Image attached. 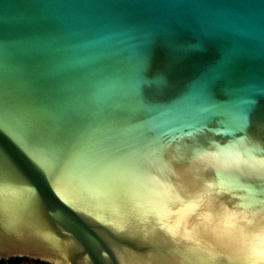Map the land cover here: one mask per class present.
I'll return each instance as SVG.
<instances>
[{"label": "water", "instance_id": "obj_1", "mask_svg": "<svg viewBox=\"0 0 264 264\" xmlns=\"http://www.w3.org/2000/svg\"><path fill=\"white\" fill-rule=\"evenodd\" d=\"M0 153V260L261 264L264 0H0Z\"/></svg>", "mask_w": 264, "mask_h": 264}, {"label": "snow or ice", "instance_id": "obj_2", "mask_svg": "<svg viewBox=\"0 0 264 264\" xmlns=\"http://www.w3.org/2000/svg\"><path fill=\"white\" fill-rule=\"evenodd\" d=\"M3 158H5L4 154H3V153H0V159H3ZM29 159L32 161L33 165H34L38 170H40L42 173H45V174L47 175V173L45 172V170L43 169V167H42L41 165H39V164H38V163H37L32 157H29ZM13 169H14V171H15V174H16L19 178H21V174L19 173L18 170H15L14 166H13ZM24 182L27 183L26 181H24ZM35 203H36L37 206H38L39 203H40V198H39V193H38V191H37V193H36V200H35ZM12 219L15 220L14 217H13ZM0 224L3 225V227L0 228V232H3V230H4V218H3V220H0ZM258 255L264 256V247H262V248L260 249ZM261 264H264V261H261Z\"/></svg>", "mask_w": 264, "mask_h": 264}, {"label": "trees", "instance_id": "obj_3", "mask_svg": "<svg viewBox=\"0 0 264 264\" xmlns=\"http://www.w3.org/2000/svg\"><path fill=\"white\" fill-rule=\"evenodd\" d=\"M27 258H11L10 260H9V262L10 263H20V262H22V261H24V260H26ZM0 263H2V264H6V261H0ZM37 263H40V264H49V263H46V262H41V261H37Z\"/></svg>", "mask_w": 264, "mask_h": 264}, {"label": "flooded vegetation", "instance_id": "obj_4", "mask_svg": "<svg viewBox=\"0 0 264 264\" xmlns=\"http://www.w3.org/2000/svg\"><path fill=\"white\" fill-rule=\"evenodd\" d=\"M10 259L4 260V261H6V264H16V263H10L9 262ZM0 261H3V260H0ZM0 264H2V263H0ZM17 264H40V263H37V261L27 258L26 260H24V261H22L20 263H17Z\"/></svg>", "mask_w": 264, "mask_h": 264}]
</instances>
